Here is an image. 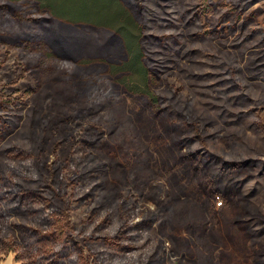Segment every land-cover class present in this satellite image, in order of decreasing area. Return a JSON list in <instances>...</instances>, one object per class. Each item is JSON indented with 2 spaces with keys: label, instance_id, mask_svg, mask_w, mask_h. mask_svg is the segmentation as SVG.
<instances>
[{
  "label": "rangeland",
  "instance_id": "rangeland-1",
  "mask_svg": "<svg viewBox=\"0 0 264 264\" xmlns=\"http://www.w3.org/2000/svg\"><path fill=\"white\" fill-rule=\"evenodd\" d=\"M53 2L60 16L99 19L115 4ZM118 2L119 20L147 27L138 42L150 79L135 67L107 74L102 62L79 86L69 72L103 55L67 60L46 41L0 39V184L41 191L37 206L68 214L78 244L62 250L65 264H264V0L240 15H204L199 0ZM54 20L68 36L86 27ZM90 27L89 39L113 35ZM109 47L108 63L125 60L122 42ZM15 145L22 164L4 150ZM211 147L232 161L209 162ZM15 202L0 198V264H36L55 222Z\"/></svg>",
  "mask_w": 264,
  "mask_h": 264
},
{
  "label": "trees",
  "instance_id": "trees-1",
  "mask_svg": "<svg viewBox=\"0 0 264 264\" xmlns=\"http://www.w3.org/2000/svg\"><path fill=\"white\" fill-rule=\"evenodd\" d=\"M257 0H199L197 11L203 13L204 15H213L217 10L223 8L227 11L235 13V15H240L242 9L245 7L253 4ZM115 3L111 10L108 12H104L103 15L105 17L103 19H99L98 17L95 18L94 14H82L81 16H60L56 13L53 8L52 3L53 0H0V39H6L11 42L13 45H23L24 47L28 46H35L40 47L42 41H46L48 46L54 48V55H58V57L64 58L69 60L70 58H75L76 55L82 54L84 52H88L94 56L98 54L100 58H89L90 64L85 68V70H81L78 67L74 71H70L69 68L66 70L67 72L73 73V78L78 82L79 86H83L84 77L82 76L84 71L89 73H95L96 69L101 67L100 63L105 64V70L107 74H116V72H121L125 70L133 69L134 67L136 70L141 74V76L145 78H152L153 73L150 69H147L141 63V51L139 49V36H141V32H143L147 27L145 24H137L132 22V19L128 15L127 19L119 20L120 13L123 11L122 5L118 0H113ZM139 13L141 18L144 20V10L141 6H138ZM244 7V8H243ZM115 10V11H114ZM93 13V12H92ZM55 18H58L66 23L77 25V26H86L80 29V31L74 33L71 36H68V29L65 27L61 28L58 25H55ZM69 17V18H68ZM97 23L102 26V28H106L111 30L113 35L106 34L105 38H102L98 32L100 30L95 31L96 37L89 39L90 34L93 33L92 29H90V25ZM136 24V26L134 25ZM138 27V28H137ZM13 31V32H12ZM92 35V34H91ZM78 38H74V37ZM116 36V37H115ZM75 39L76 44H70L69 39ZM118 39V40H117ZM113 42L115 43L122 42V44L126 48V58L122 62L121 60L110 59L109 63L106 61L108 57H113L110 54L115 52L111 50L109 44ZM90 43L92 45H90ZM46 55H51L49 52L43 53ZM108 55V57H107ZM70 59V60H72ZM81 59H79L80 63ZM86 61V60H85ZM106 61V63H105ZM68 63V61H65ZM88 62V61H87ZM99 62V64H97ZM131 71V70H130ZM149 97L155 101L156 103L159 101H163L164 96L160 95V92L157 90H152L147 92ZM73 101V100H72ZM0 106H6L3 103H0ZM76 106V105H75ZM55 136L54 131H52V137ZM57 139V138H56ZM6 154L9 157H15L19 159L20 164H22L25 158L23 154L25 152L15 146L6 147L5 149ZM238 155H241V158H244V164H248L250 158L245 156L242 150H238ZM185 158V157H184ZM209 162L211 160H222L224 163H230L232 160L227 158L223 155V152L211 147L209 149V155L207 160ZM205 163V170L210 167V163ZM209 163V164H208ZM208 171V170H207ZM209 174V173H208ZM207 172H205V176ZM32 181L31 179L22 178V180ZM24 180V182H25ZM219 183V178L216 180ZM1 193L0 198H12L16 200V209L22 208L24 205H28V211L30 213H40L38 217L41 216L42 219L45 220H52L54 223L53 227L51 228L50 234L48 233V238L52 242V247L49 249L47 248H40L39 252L35 255V262L36 264H65V260L62 258L61 253L63 249L68 248L70 244L74 247L78 244L77 241L73 239L72 233V226L69 222L68 214H65L63 210L60 208H47V206H37L36 197H43L41 191H33L27 190L23 188L19 183H13L10 186L6 183H1ZM207 187V186H206ZM40 190V189H39ZM46 202H49V198H45ZM135 206L131 207L129 211H134ZM19 211V210H17ZM42 213V214H41ZM44 220V221H45ZM20 227V226H19ZM101 225H98L96 228L100 229ZM91 239L98 241L102 239V242L95 243V246L100 245L103 247L107 246V242L96 234H90ZM99 253L101 251L99 250ZM68 253V252H67ZM72 264H82L80 263L76 256H70Z\"/></svg>",
  "mask_w": 264,
  "mask_h": 264
},
{
  "label": "built area",
  "instance_id": "built-area-1",
  "mask_svg": "<svg viewBox=\"0 0 264 264\" xmlns=\"http://www.w3.org/2000/svg\"><path fill=\"white\" fill-rule=\"evenodd\" d=\"M222 201L220 199L217 200V204H220Z\"/></svg>",
  "mask_w": 264,
  "mask_h": 264
}]
</instances>
